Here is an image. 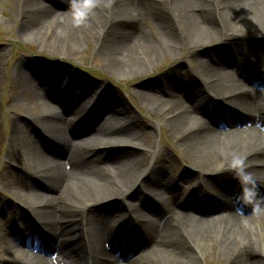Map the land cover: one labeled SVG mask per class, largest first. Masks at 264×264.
<instances>
[{
	"label": "bare ground",
	"instance_id": "1",
	"mask_svg": "<svg viewBox=\"0 0 264 264\" xmlns=\"http://www.w3.org/2000/svg\"><path fill=\"white\" fill-rule=\"evenodd\" d=\"M5 1L22 37L67 58L92 45L114 78H140L169 57L196 62L134 95L154 111L148 131L168 129L202 180L193 189L188 173L161 177L174 158L165 148L148 167L153 144L120 90L81 76L63 83L72 75L63 67L23 60L16 98L39 113L12 119L10 141L26 158L24 181L0 188L12 194L0 197V264H202L210 254L264 264V0H97L79 26L80 0ZM107 146L124 149L107 155ZM233 155L245 158L239 179ZM12 203L32 221L21 224Z\"/></svg>",
	"mask_w": 264,
	"mask_h": 264
},
{
	"label": "rangeland",
	"instance_id": "2",
	"mask_svg": "<svg viewBox=\"0 0 264 264\" xmlns=\"http://www.w3.org/2000/svg\"><path fill=\"white\" fill-rule=\"evenodd\" d=\"M43 3L48 4V1L43 0ZM18 19V11L11 5V2L8 4L5 1L0 4V70L3 73L2 79L0 81V188L10 191L11 185H17L20 184V181H24L23 175L19 174L21 171V165L19 164L20 160L21 158H26L25 152L22 149L23 144L18 145L16 142L10 141L13 117H19L24 120L30 114L36 115L39 113V109L35 106H31L30 101L22 103L20 99L16 98L19 92L16 90L17 86L12 83V76L14 74L15 66L23 60L29 62L32 60L35 61L36 64L39 63L41 66L44 64H49L54 67H63L68 72L72 73L71 76L63 80V83H67L76 76H81L87 80L93 81L98 86L105 84L115 90H120V92L123 93L132 114L140 118L141 121L143 120L142 129L143 132L147 133L144 135V138L151 141L153 144V149L147 148V152L149 153L150 151V157L147 161L148 167H150V165L153 163L156 154L162 148H165L167 150V154L169 156H171V154L174 155V158L171 165L169 164L171 163L170 158L168 163L162 164L159 169H156L157 173L161 177L168 179V182H170L171 179L177 181L181 178L180 176L188 173L190 174V179L193 180L195 185L192 186L193 189L198 184L201 185V176L194 173L197 171L191 166L188 160L182 158L180 151L170 138L168 129L165 127H155V130L148 131L151 129L152 125L157 122L154 111L148 104L142 103L134 95L137 89H140L139 87H143V91L148 90V87L156 84L155 81L158 80V75L166 74L167 72L173 70L174 67H180V70L183 71H195L198 66L196 62L187 60V64H182L180 63L182 60L181 56H177L174 59L169 57L158 64V66L153 68L145 76H141L140 78H136L134 80H121L107 74L101 59L97 56H94L92 45L81 52L78 56H70V58H67L64 56V54L59 55L57 52L53 53L49 49L38 47L29 39L22 37L19 32L20 23H18ZM23 70L29 72L27 67L23 68ZM53 74L51 75L53 76ZM247 84L249 87L255 88V84ZM93 94L95 97H101L103 93L100 90L95 91ZM34 104L37 103L35 102ZM58 113L61 116L64 115L62 114L61 109L58 110ZM67 115L76 116L74 112H68ZM201 117L206 119V116ZM121 118L125 119L126 121L125 114L122 115ZM238 125H240V122L236 123V126ZM33 137L39 139L41 136L34 134L31 136V138H29V140H36L32 139ZM106 149L108 150L107 155H113L118 152L120 153V150H123L124 147L121 148L119 146H107ZM181 184L183 186L188 185L186 182L184 183V181L181 182ZM185 187L186 188L184 191L187 193L188 187ZM135 190L136 188L133 189L132 192ZM8 191H2L3 195L0 197L10 201V199H12V194ZM209 191L214 192L216 190H212L210 188ZM135 201L136 200H133V202ZM14 204L15 203H12V206L17 207L15 212L22 217L21 224L24 222H31L32 218L27 217V209H25L23 205L19 207ZM24 205H26L29 210L33 211L29 204ZM75 213L76 218L80 219V216L82 218L87 217V213L85 214V212L80 208ZM6 218L8 219V216L6 217V215L0 216V223L2 221L5 222ZM202 264H218V262L216 258L214 256L211 257L210 254L208 255L207 260Z\"/></svg>",
	"mask_w": 264,
	"mask_h": 264
},
{
	"label": "clouds",
	"instance_id": "3",
	"mask_svg": "<svg viewBox=\"0 0 264 264\" xmlns=\"http://www.w3.org/2000/svg\"><path fill=\"white\" fill-rule=\"evenodd\" d=\"M75 7H77L75 23L77 26H79L86 21L91 10L97 7V0H80V3L75 5ZM220 167L223 169L224 164L221 163ZM231 169L237 172V178L239 179L240 174H243L245 171V158L239 155H233L231 160ZM201 174H203L202 170ZM245 178L250 179V177L247 175H245ZM261 199H264V197H261Z\"/></svg>",
	"mask_w": 264,
	"mask_h": 264
}]
</instances>
